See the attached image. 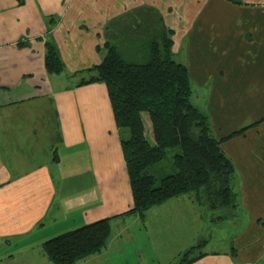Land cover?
<instances>
[{
	"label": "crops",
	"instance_id": "0c3cea01",
	"mask_svg": "<svg viewBox=\"0 0 264 264\" xmlns=\"http://www.w3.org/2000/svg\"><path fill=\"white\" fill-rule=\"evenodd\" d=\"M241 2L0 0V243L9 246L0 249L2 264H53L45 241L106 218L108 244L76 264H138L143 247L139 264H177L186 253L199 256L191 264H264V122L220 146L236 172L239 230L235 212L213 213L195 194L121 216L132 207L121 150L127 132L115 125L104 84L77 86L106 43L121 44L110 25L154 9L174 32L192 104L216 139L231 135L264 117V0ZM47 39L63 62L59 74L45 70ZM223 221L230 223L220 228Z\"/></svg>",
	"mask_w": 264,
	"mask_h": 264
},
{
	"label": "trees",
	"instance_id": "16d2710c",
	"mask_svg": "<svg viewBox=\"0 0 264 264\" xmlns=\"http://www.w3.org/2000/svg\"><path fill=\"white\" fill-rule=\"evenodd\" d=\"M226 1L242 4L241 0ZM110 31L123 45L106 43L101 63L92 67V76L77 86L104 84L115 125L127 132L128 136L121 139V150L132 207L121 216H143L150 208L185 194H195L196 200L211 211L235 208L236 172L220 146L264 122V117L216 139L207 115L190 101L188 69L175 60L173 31L164 25L160 14L149 8L133 10L112 23ZM124 47H130L128 53L144 54V58L129 62L123 55ZM44 67L49 74H59L64 69L49 39L45 41ZM175 148L179 150L169 169L161 167L156 173L150 172L149 168L161 162L168 149ZM112 220L106 218L53 237L43 243V251L53 264H76L98 254L108 244ZM259 224L264 228V217ZM189 254H184L177 264L199 259L189 258Z\"/></svg>",
	"mask_w": 264,
	"mask_h": 264
},
{
	"label": "rangeland",
	"instance_id": "374dc122",
	"mask_svg": "<svg viewBox=\"0 0 264 264\" xmlns=\"http://www.w3.org/2000/svg\"><path fill=\"white\" fill-rule=\"evenodd\" d=\"M173 33H174V32H173ZM129 49H130V47H124V48L122 49V51H123V55L127 58V60H128L129 62H132V61L137 62V61L141 60L142 58H144V54H141V53H138V54H136V53H128V50H129ZM174 58H175V60H176L177 62H180V59H179L177 56L174 55ZM191 88H192V85H191ZM192 94L194 95L193 92H192ZM190 101H191V102H195V96L190 97ZM45 124H47L48 126H50V118H48V121L45 122ZM257 126H258V125H257ZM257 126H256V127H257ZM124 137L126 138V137H127V134H126ZM214 137H215V135H214ZM215 138H216V137H215ZM178 150H179V149H176V148H175V149H168L167 152H166V156H165V158H164L161 162H159V163H157L155 166H153L152 168H149V169H150V172L156 173L161 167L163 168L164 171H166L167 169H169V167L171 166V163H172L173 155H174L176 152H178ZM64 192H66V191H64ZM208 210H209V209H208ZM227 210H228V211H227ZM210 211H211V210H210ZM226 211H227L229 214H233V213L235 212V213L233 214V218H234V220H236L234 227H235L236 231L239 230V228H240V226H241V223H242V221H244L245 217L242 218V214H241V212H240L239 210H236V209H231V208H229V209H226ZM226 211H225V212H226ZM212 212L214 213L215 211H212ZM219 214H221V212H219ZM212 219H214V214L212 215ZM224 219H225V218H224ZM224 219H223V220H224ZM228 223H230V221H229ZM228 223L223 221V222L220 224V228H221L222 226H224V225H228ZM229 230H230V229H229ZM226 233H228V229L226 230ZM136 236H137V238L139 237V235H135V237H136ZM138 240H139V238H138ZM3 247L9 248V246H4L2 243H0V249L3 248ZM10 250H12V248H11ZM197 252H198V251H195L192 255L197 254ZM147 253H148V252L145 250V247H143V248H141V249L135 254V257H136V259L138 260V264L141 262V258H145L144 255H147ZM2 256H3V254H2L1 251H0V264H2V263H1ZM10 264H11V263H10ZM128 264H136V263H135L134 259H132V260L130 261V263H128Z\"/></svg>",
	"mask_w": 264,
	"mask_h": 264
}]
</instances>
